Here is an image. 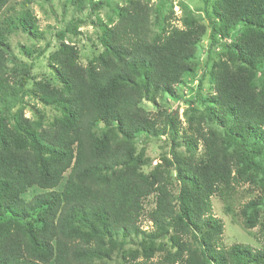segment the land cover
I'll use <instances>...</instances> for the list:
<instances>
[{
    "label": "trees",
    "instance_id": "trees-1",
    "mask_svg": "<svg viewBox=\"0 0 264 264\" xmlns=\"http://www.w3.org/2000/svg\"><path fill=\"white\" fill-rule=\"evenodd\" d=\"M11 1L0 0V15ZM68 1L93 9L108 2ZM203 5L211 45L235 38L224 45L228 59L212 66L213 95L204 108L225 126L224 138L199 133L204 155L179 158L175 177L160 167L142 172L146 161L135 138L157 137L161 130L140 103L171 95L192 72L203 25L186 17L184 29L153 33L151 6L128 0L116 9V23L100 28L102 52L93 61L82 66L78 51L61 43L50 59L56 84L28 87L32 65L16 64L6 41L16 31L36 37L35 19L22 13L0 20V264H264V250L220 246L224 226L210 202L218 191L251 182L262 195L243 205V224L252 229L258 222L264 200V0ZM26 96L55 117H25ZM187 146L196 148V142ZM33 187L42 192L26 201L23 195ZM151 195L153 231L146 233L139 222ZM134 240L138 249L125 250ZM157 253L162 256L155 261Z\"/></svg>",
    "mask_w": 264,
    "mask_h": 264
},
{
    "label": "rangeland",
    "instance_id": "rangeland-1",
    "mask_svg": "<svg viewBox=\"0 0 264 264\" xmlns=\"http://www.w3.org/2000/svg\"><path fill=\"white\" fill-rule=\"evenodd\" d=\"M127 1L108 0L105 5L93 9L88 5L75 7L68 0H34L29 4L23 0H12L0 15V20L8 15L29 13L34 17L38 31L36 37L16 31L9 35L6 41L9 57H14L16 64L32 65V80L28 87L36 81L56 84L50 59L61 43L73 46L78 51V62L82 66L93 61L102 52L99 43L100 28L115 24L116 9L124 6ZM142 1L147 2L153 9V33H160L164 27L184 29L183 19L186 17L195 19L205 27L204 33L196 41L192 72L174 86L171 95L162 94L154 102L140 103V107L156 120L161 130L157 137L140 135L135 138L137 152L142 150L146 161L142 172L149 174L160 167L175 177L179 158L187 161L190 157L199 159L204 155V144L203 140L198 138L199 133L213 132L216 137L224 138L225 126L220 125L218 120L208 118L204 108L210 105V96L213 95V85L209 80L212 66L228 59L224 45L231 43L235 38L219 39L218 43L211 45L203 0ZM24 103L22 110L27 118L34 119L35 115L41 114L44 121H50L55 117V112L50 107L43 106L31 96H26ZM190 118H193L192 124L189 123ZM190 142H196V148L191 147V150H188L187 144ZM228 149L232 153V148ZM232 157L236 160L235 154ZM65 179L66 175L63 182ZM178 186V182H175V192ZM41 192L42 190L33 187L27 190L23 198L29 201ZM261 195L257 185L250 182L236 186L231 191H218L210 198L212 215L224 226L219 242L221 247L244 245L255 251L264 250V200L258 205V222L255 227L246 229L242 215L243 205L259 199ZM143 204L144 214L139 223L140 228L148 233L153 231L147 215L155 207V196L151 195ZM124 249H138L137 241L127 244ZM161 256V253H157L154 260ZM116 262L117 259H114L111 264Z\"/></svg>",
    "mask_w": 264,
    "mask_h": 264
}]
</instances>
